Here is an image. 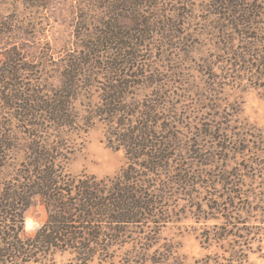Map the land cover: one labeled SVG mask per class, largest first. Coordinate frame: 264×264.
I'll use <instances>...</instances> for the list:
<instances>
[{
    "label": "trees",
    "instance_id": "16d2710c",
    "mask_svg": "<svg viewBox=\"0 0 264 264\" xmlns=\"http://www.w3.org/2000/svg\"><path fill=\"white\" fill-rule=\"evenodd\" d=\"M158 1L81 0L86 59L67 61L61 83L46 94L20 90L17 70L0 66V264H55L57 258L66 264H248L249 256H261L264 135L240 122L239 109L214 98V175L197 169L207 165L190 155L196 145L175 133V119L159 118L167 112L178 119L182 97L173 103L168 87H157V74L140 60L144 49H166L178 38L161 20ZM8 79L14 87H5ZM94 87L96 101L82 95ZM95 124L106 128L108 147L124 153V168L111 178L68 171L75 152L70 135ZM210 187L205 206L214 233L199 240L217 252L189 262L180 243L162 234L179 230L189 213L199 217L196 196ZM35 201L46 219L24 238L23 215ZM182 201L188 205L180 208Z\"/></svg>",
    "mask_w": 264,
    "mask_h": 264
},
{
    "label": "rangeland",
    "instance_id": "374dc122",
    "mask_svg": "<svg viewBox=\"0 0 264 264\" xmlns=\"http://www.w3.org/2000/svg\"><path fill=\"white\" fill-rule=\"evenodd\" d=\"M80 1L0 0V66L8 64L17 70L20 90L46 94L61 83V67L67 61L86 59L80 40V31L86 30L77 8ZM157 4L161 20L176 31L178 38L166 49H144L140 60L157 74V87H168L164 92L171 91L173 103L176 96L182 97L181 103L176 101L180 103L175 108L178 119L167 112L159 118L175 119L171 125L175 133L196 145L192 158L198 165H207L197 169L203 175H214L215 99H220L223 108L232 105L239 109L240 122L264 135V70L258 67L259 61L264 66V0H159ZM239 10L245 11L247 22L242 23L245 15L238 17ZM237 55L249 62L236 61ZM4 84L14 87L11 79ZM82 95L96 101L98 91L94 87ZM1 108L5 106L0 102ZM7 117L3 119L7 121ZM158 126L163 128L160 123ZM106 133L103 125L95 124L86 132L70 135L75 151L68 165L70 174L111 178L124 168V153L108 147ZM210 134L213 139H208ZM206 193L214 194V187L207 192L200 189L196 196L204 214L197 217L189 213L179 230L169 227L162 234L180 243V253L189 262L217 252L214 244L209 251L204 250L199 240V235L214 233L213 215L205 206ZM186 205L179 203L180 208ZM201 217L208 220L198 222ZM23 219L21 236L32 237L46 219L44 208L35 201ZM55 264H66V258H57ZM248 264H264V236L261 256H249Z\"/></svg>",
    "mask_w": 264,
    "mask_h": 264
}]
</instances>
